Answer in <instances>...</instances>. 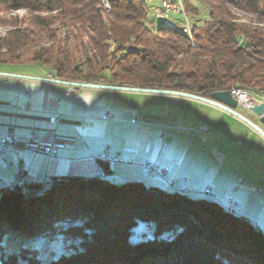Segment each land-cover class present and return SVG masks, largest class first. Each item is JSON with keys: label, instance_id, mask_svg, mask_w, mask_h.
I'll list each match as a JSON object with an SVG mask.
<instances>
[{"label": "trees", "instance_id": "trees-1", "mask_svg": "<svg viewBox=\"0 0 264 264\" xmlns=\"http://www.w3.org/2000/svg\"><path fill=\"white\" fill-rule=\"evenodd\" d=\"M195 1L181 0L195 17L187 33L149 19L144 0H0V23L10 25L0 65L34 63L60 80L203 97L241 89L264 101V0H201L203 20ZM18 10L26 24L2 17ZM238 13L250 17L242 23ZM99 168L104 177L72 178L35 197L0 189V264H264V233L243 217L205 198L107 179L104 162ZM147 223L154 236L131 240ZM57 226L73 237L58 256L25 246L17 253L4 240Z\"/></svg>", "mask_w": 264, "mask_h": 264}, {"label": "crops", "instance_id": "crops-1", "mask_svg": "<svg viewBox=\"0 0 264 264\" xmlns=\"http://www.w3.org/2000/svg\"><path fill=\"white\" fill-rule=\"evenodd\" d=\"M0 72L23 78L0 82V138L9 123L16 133H28L29 127L50 128L46 118L62 111L57 134L75 140L74 145L58 149L51 159L28 150L0 153V189L6 183L39 187L62 177L96 178L99 162H104L108 176L215 201L264 233V138L238 118L207 103L175 95L81 87L72 96L66 84L45 81L50 72L34 63L2 64ZM148 95L165 100L164 122L138 124L143 119L126 105L128 96ZM184 103L220 115L216 119L208 116L204 122L184 121L179 110ZM170 107L176 110L174 120L166 112ZM237 108L264 130L259 116L240 105ZM120 115L130 130L109 137L110 131L124 122L113 120ZM135 146L146 148L141 153ZM102 153L110 160H103ZM146 163L167 171L160 177L149 171ZM207 186L210 189L206 192Z\"/></svg>", "mask_w": 264, "mask_h": 264}, {"label": "rangeland", "instance_id": "rangeland-1", "mask_svg": "<svg viewBox=\"0 0 264 264\" xmlns=\"http://www.w3.org/2000/svg\"><path fill=\"white\" fill-rule=\"evenodd\" d=\"M144 1H145V5H146V8H147V15H148L149 19L154 20L155 23L162 22V23L167 24V25H170L172 27H176L179 30L182 29L183 31H184V28L182 26L188 24V27H189L188 30L190 32V27L195 22V17L191 13L188 12L187 15H186V10H185V14H183V13H181V14H172V13H170V14H167L165 16L164 15L161 16V18H156L155 16H157L158 14H160V4H161V0H144ZM193 3L198 8V11H199L197 18H200L202 20L203 19H206L207 18L206 5L201 0H198V1L196 0ZM236 15L239 18L238 21L239 22H242V23H244V22L247 21V19L245 17H250V14H245V13H238ZM28 16L29 15H28V13L25 10H18V11H14L12 13H9V14H5L2 17H4V20H9V19L12 20L13 18H16L17 21H20V23L22 22V23L26 24L27 19H28ZM9 28H10V25L8 23L7 24L0 23V37L4 36L5 33H6V31ZM185 32L189 33L188 31H185ZM22 64L23 63L14 64V65H22ZM24 64H30V63H24ZM10 75H13V74H10ZM11 78H15L18 81H20V80L23 79L20 76L19 77L18 76H15V77H11ZM11 78H9V79H11ZM44 78H55L57 80H60V79L56 78L51 73L49 75L45 76ZM6 81H8V80H6ZM1 82H5V81H1ZM76 88H78V89H75L76 90V95H77L78 92H79V89L81 87H76ZM232 90H239V89H231V91ZM246 93L249 94L248 92H246ZM73 94H72V96H76V95H73ZM165 104H166L165 100H159V96L156 97L155 95H148V96H128L127 99H126V105L128 107L132 108L133 110H136L133 113V115L139 116V117H141L143 119V120H140L138 122V124L147 123L149 121H154V122H159V123L164 122V118H163L162 111H163V106ZM170 108H171V110H168L167 109L166 112L169 113V115L171 117V120L172 119L174 120V112L173 111H176V110L173 109L174 107H170ZM193 108L194 107H191V106H189L186 103H184L183 105H181V107H179V110H180L181 114L183 115L182 116V119L184 118V121L204 122V119H206V117H208V116H211V118L216 119L220 115V114H217L218 112L215 114V113H211V112H208V111H205V110H203V111L199 110L198 111L197 109L195 110V108L194 109ZM220 111L228 114L225 111H222V110H220ZM228 115H230V114H228ZM230 116H232V115H230ZM113 120L118 121V122L119 121L120 122L124 121V122L118 123L117 126L114 128L115 131H110V133L108 135L109 137L111 135H113V134H116V133H122V134L125 133V132L128 133V131L130 129L128 128V125L126 124V121L121 118V115H120V117H117V116L114 117ZM171 120H169V121H171ZM165 121H168V120L165 119ZM58 125H57V127H58ZM52 127H53V125H52ZM57 127H56V132H57ZM116 129H118V130H116ZM14 130H15V128H14ZM150 138L154 139V137H150ZM71 139H73V138H71ZM134 148H136L137 151L143 153L145 151V148L146 147H141V146L138 147V146H135ZM4 153H9V152H4ZM102 154H103V158H104V155L106 153H102ZM108 159H110V158H108ZM108 159H106V160H108ZM154 164L155 163H152V164L146 163L145 166L148 168L150 165H154ZM155 165H157V164H155ZM157 167L159 168L158 165H157ZM162 169H165L164 173H166V171H167L166 168H162ZM98 176H102V175L99 173ZM105 177L107 179H112V180H115L117 182L118 181L125 180V179H121V178H118V177H112V176H105ZM127 179L128 180H132L131 178H127ZM69 180L70 179H68V178H63V179H60L59 181H57L54 185H59V184L64 185V184H67L69 182ZM4 186H6V185H4ZM50 187H52V186H50ZM50 187H48V188H50ZM27 188L29 190L26 189L25 190V193H24L26 196L35 197L36 194L39 193V192L38 193L35 192L36 194H30V191L33 190V189H36V188H32V187L31 188L30 187H27ZM48 188H46V189H48ZM13 189H16L17 190L19 188L17 187V185H15V187ZM13 189H9L8 191H14ZM46 189H44V190H46ZM209 189H210V187L207 186L205 188V191L207 192ZM232 189H234V187ZM225 210H227L230 213H232L233 215H235L233 209H225ZM254 228L256 229L257 227L254 226ZM153 230H154V228H153V224L152 223H147L145 226L144 225L137 226L135 229L132 230V232H131V238L130 239L131 240H135V239H139V238L152 237V236H154L153 235ZM59 231H60V227L57 226V227H55L53 229V231H49L47 233H45L44 231H41L39 233V235H37L34 238L17 239L14 236L9 235L4 240L6 242H8L7 248L9 250L14 251V252H17V253H18V247L19 246H25V247H28L30 249H34V252H37L38 255H39V257H45L46 253L48 254L49 251H52L54 253V256H58L63 251L66 252V250H67V247H65L64 244L62 243V241H63L62 240V237L63 236L61 237V236L58 235V232ZM170 233H173V232H170ZM163 234L165 235L166 233H163ZM163 234L155 235V237L158 238V237H160ZM67 236L69 237V240L70 241L73 240V237H71L69 235H67ZM69 240H66V242L69 241ZM49 257L50 256H48L47 259Z\"/></svg>", "mask_w": 264, "mask_h": 264}, {"label": "built area", "instance_id": "built-area-1", "mask_svg": "<svg viewBox=\"0 0 264 264\" xmlns=\"http://www.w3.org/2000/svg\"><path fill=\"white\" fill-rule=\"evenodd\" d=\"M107 2V1H105ZM177 14V6L174 4L173 0H161V15L167 14ZM187 25H183L184 29H187ZM11 77H15V75L3 74L0 73V82L6 81ZM20 80V79H19ZM47 82L57 83V79L55 78H44ZM68 94L76 95V86L67 85ZM233 96L236 97L238 101V105L244 107L245 109H249L257 101L254 96L250 94H246L241 90L231 91ZM241 95L244 96V99L241 98ZM49 123L53 125L50 128H42L38 129L35 127H29L28 133H16L13 124H8L6 129V134L4 137L0 138V152H12L17 150H28L33 152L44 153L48 157H52L55 152L62 148L64 145H74L75 140L67 137L59 136L56 132V127L58 124L63 122V112L57 111L54 115H50L47 117ZM133 122H136V117L133 119ZM105 159H108V156L104 155ZM149 170L157 171L160 174H163L165 169L158 168L157 165H150ZM6 187H15L11 184H6ZM63 241L69 240L67 235L62 237Z\"/></svg>", "mask_w": 264, "mask_h": 264}, {"label": "water", "instance_id": "water-1", "mask_svg": "<svg viewBox=\"0 0 264 264\" xmlns=\"http://www.w3.org/2000/svg\"><path fill=\"white\" fill-rule=\"evenodd\" d=\"M3 74H7V73H3ZM15 76H18V75H15ZM56 81L58 83H64L66 85H74L76 87H91V88H103V89H112V90H127V91H136V92L158 93V94L175 95V96H182V97L195 99V100L207 103L209 105H212L214 107H217V108L233 115L234 117L238 118L239 120H241L242 122L247 124L249 127H251L254 131H256L259 135H261L264 138V130L261 127H259L256 123H253L251 120H249L247 117H245L244 115H242L240 112H238L236 110L237 106H238V101H237L236 97L233 96V94L231 93V90L215 91V92L211 93L209 97H203V96L195 94V93L183 92V91L172 90V89H164V88H145V87L126 85V84L115 85V84H105V83L75 82V81H66V80H56ZM248 110L252 111L257 116H259V121L261 123H264V101H260L258 103H255ZM45 156L47 157V159H51L53 157V156L48 157L47 155H45ZM102 159L106 160L105 158H103V156H102ZM108 160H110V159H108ZM108 160H106V161H108ZM149 171H153V170H149ZM99 172L102 175V177H104V174L102 173L101 169H99ZM153 172L157 173L160 177H162L165 174V173L159 174V172H157V171H153ZM63 178H65V177H62L59 179H51V180H49L48 183H45V184L41 185L40 187L31 190L30 194H32L31 193L32 191L37 192V193L42 192L44 189H46L50 186H53L57 181H59L60 179H63ZM6 184H11L14 186L17 185V187L19 189H17V190L13 189L14 191H21V192L25 193V190L28 189L23 182L6 183ZM172 184H173V182L169 183L170 186ZM3 189L5 191L9 190L6 188V186H4ZM34 194H36V193H34Z\"/></svg>", "mask_w": 264, "mask_h": 264}, {"label": "bare ground", "instance_id": "bare-ground-1", "mask_svg": "<svg viewBox=\"0 0 264 264\" xmlns=\"http://www.w3.org/2000/svg\"><path fill=\"white\" fill-rule=\"evenodd\" d=\"M174 4L177 6V14H181L183 13L184 14V8H183V5H182V2L181 0H173ZM189 27L187 25V29H184V31H188L189 32ZM240 90V89H239ZM232 91H236V90H232ZM243 92H245L244 90H241ZM248 92V91H247ZM247 94V93H246ZM241 98L244 99V96L241 95ZM8 189H13V187H7ZM32 194H34L35 192L32 191L31 192Z\"/></svg>", "mask_w": 264, "mask_h": 264}]
</instances>
